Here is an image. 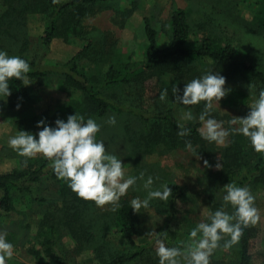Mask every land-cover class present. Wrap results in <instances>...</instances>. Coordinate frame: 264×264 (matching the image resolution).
Wrapping results in <instances>:
<instances>
[{"label":"trees","instance_id":"1","mask_svg":"<svg viewBox=\"0 0 264 264\" xmlns=\"http://www.w3.org/2000/svg\"><path fill=\"white\" fill-rule=\"evenodd\" d=\"M112 1L115 0H0V18L6 19L0 22V27L3 26L0 35L5 30L8 37L20 40L17 51L6 48L9 55H19L29 61L31 71L28 77L39 78L55 72L62 78L66 99L52 117L46 118L47 123L54 124L57 118L66 121L67 116L75 112L96 121L110 113L128 117L136 128L130 130L127 126L125 135L132 145V156H138L202 142L197 129L200 121L196 117L183 120L182 115L191 109L193 115L199 116L204 101L196 105L177 103L174 84L182 89L184 83L193 77L213 69L223 74L228 82L231 78L240 77L250 81L257 91L264 88V0H213L204 19L197 22L188 8L175 7L168 18L164 31L167 40L163 45L159 44L151 19L145 16V59L120 64L110 62L101 73L88 71L83 65L89 58L91 41L62 63L41 65L39 60L27 58L28 41L24 28L27 17H37L43 26L40 41L45 55L56 36L68 39L71 34H81V19L96 8L109 7ZM242 4L248 6L244 8ZM138 5L139 0H128V6H120L116 11L126 19ZM232 23L237 25V29L248 32L244 43L236 41L229 32L227 27ZM198 32L200 36H196ZM108 54L110 51H103L99 59L106 58ZM154 76L162 79L154 100L156 109H149L140 102H132L122 93L114 92L120 87L130 89ZM9 87L11 94L0 101L3 100L7 107H16L27 96V86L19 79L11 78ZM224 87L229 89L221 100L225 106H247L252 100L251 94L237 85L226 83ZM164 89H167V95L161 99ZM210 115L216 118L217 113L214 110ZM40 119L25 120L26 128H30V123L36 128ZM179 124L190 128L191 132L183 137L178 135ZM99 135L100 131L97 138ZM15 154L18 166L0 173L2 211L13 210L14 203L22 197L29 195L33 198V186L43 178L56 184L53 194L38 199L43 210L37 223V240L35 245L27 248L36 264H158L159 259L153 256L156 236L144 243L138 241L137 237L146 233L128 199H120V207L115 211L110 207L99 223L98 232L94 233L86 222L94 201L77 196L64 179L55 175L50 160L42 153L34 157ZM219 162L221 168L216 172L215 182L220 188L235 182L240 186H259L264 191V153L254 151L247 137L230 134ZM173 197L170 198L172 206L168 219L159 232L160 238L169 228L168 220L176 204ZM223 202L220 194L210 193L208 196L211 211L220 208ZM242 228L240 238L230 247L223 246L220 252H213L210 264H250L252 255L247 225H242ZM63 229L70 234L78 249H91L94 254L91 263L69 259L62 251L59 238ZM225 235L221 244L230 238L229 234ZM113 240L117 241L116 244Z\"/></svg>","mask_w":264,"mask_h":264},{"label":"rangeland","instance_id":"2","mask_svg":"<svg viewBox=\"0 0 264 264\" xmlns=\"http://www.w3.org/2000/svg\"><path fill=\"white\" fill-rule=\"evenodd\" d=\"M212 3L213 0H139L136 9L124 19L116 9L120 6H128V0H115L109 3V7L105 5L103 8H96L94 12L83 17L79 25L81 34H71L68 39L56 36L45 55H43L40 41L43 26L37 17H27L24 21L28 41L27 58L35 61L39 60L41 65L62 63L91 41L89 58L83 62V65L88 71L101 73L110 62L120 64L145 59L147 42L143 22L145 16L151 19V23L157 30L159 44L163 45L167 40L164 31L167 28L168 18L173 8H188L197 22L204 19ZM242 5L244 8L248 6V4ZM1 9L2 4L0 2V11ZM3 20L6 19L0 18V22ZM232 24V26L227 27L229 32L234 35L236 41L244 43L249 35L248 32H243L241 29H237L236 24ZM0 28H3V26ZM198 35L200 36L199 32L196 36ZM19 42L20 40L14 41L8 37L5 30L0 35V49L5 51L6 48L11 49L12 52L17 51ZM103 51H110V54L104 59H99V55ZM262 58L264 59V54ZM28 78L31 83L26 85L27 96L19 108L7 107L4 105L3 100L0 101V173L18 166L17 155L15 154L17 151L9 145V137L15 135L18 129L38 131L33 123L29 124L30 128H26L25 120H31L34 117H52L66 99L59 73L50 72L43 77ZM161 83L162 79L154 76L142 84L132 86L130 89L120 87L114 92L122 93L127 99L130 98L132 102H140L150 109L155 108L154 100L158 95V88ZM226 83L237 85L247 90L252 96V100L247 106L228 107L222 104V98L219 102L213 101V108L217 113L216 119L224 121L223 127L228 128V121L232 116L247 114L259 91L255 89L250 81L240 77L231 78L229 82L226 79ZM113 115L115 114L110 113L104 119L97 121L102 125L97 139L104 141L106 151L116 154L118 158L122 159L124 163L122 166L126 174L137 175L143 171L145 179L148 175L153 176L154 187L169 184L172 189V194L168 200L154 198L150 201L148 207H141L138 212L132 209L141 219L146 233L145 236L137 237L138 241L142 243L149 241L161 231L172 206L170 198L174 195L173 198L176 204L173 214L168 220L169 228L162 239H164L167 246L186 248L189 243L188 233L190 229L195 227L201 220H206L208 214L212 212L208 203L209 194L215 193L223 196L226 191L224 185L220 188L219 184L215 182L217 180L216 172L219 169L214 166L206 167L204 160H208L212 165L219 161L222 148L227 145L229 137L222 144L201 137L202 142L198 145L178 146L170 150H161L160 152L154 150L150 153L132 156V145L126 138L125 133L127 126L132 130L133 127L136 128V125L130 123V121H134L128 117L117 115H115V124L107 123L108 118ZM186 115L187 113L182 115L183 120H186ZM193 117L199 120V116L194 114ZM201 126L202 122L200 121L197 129L199 130ZM249 187L255 196L254 205L258 208L260 216L256 223L247 225L249 250L252 255L250 264H264V191L259 186ZM55 191V182L45 177L33 186V198L27 195L18 199L14 203V209L9 212L0 209V230L7 231V239L15 246V255L9 259L8 264H36L27 248L35 245L37 240V223L43 210V206L38 199L41 196L51 195ZM146 195L147 190L143 187V180H138L136 185L131 186L121 199L130 201L135 196L143 199ZM222 204H225V202ZM110 207V204L99 206L93 202L86 217V222L91 231L98 232L99 223ZM225 211L231 212L230 204L225 208ZM224 236L226 235L224 234ZM116 242V240H113L114 244ZM223 245L224 243L219 242V246L213 252H220ZM59 247L67 253L69 259L84 260L88 263L94 260V254L90 252L91 249H78L65 229H63L59 238ZM156 248L155 243L153 245V256L158 258ZM213 252L210 258H212Z\"/></svg>","mask_w":264,"mask_h":264},{"label":"clouds","instance_id":"3","mask_svg":"<svg viewBox=\"0 0 264 264\" xmlns=\"http://www.w3.org/2000/svg\"><path fill=\"white\" fill-rule=\"evenodd\" d=\"M30 71L28 60L19 55H9L7 51L0 49V99L11 94V78L19 79L24 85L31 83L27 75ZM225 83L226 77L220 72L213 69L205 71L184 83L182 89L174 84L175 101L183 105H196L204 101L203 110L198 117L202 122L199 132L203 139L222 144L230 134H242L249 139L254 151L264 153V88L259 90L247 114L232 116L228 121L229 127L225 128L224 121L210 115L214 111L213 101L219 102L229 91L224 87ZM166 95L167 89H164L161 99ZM16 107L19 108L20 104ZM192 118L193 113L189 109L186 119ZM107 123L115 124V115L109 117ZM36 126L38 131L35 133L18 129L15 135L9 137V145L26 157L42 153L50 160L55 175L64 179L77 196L92 200L99 206L110 204L115 211L120 207L121 197L138 180H143L147 195L143 199L135 196L130 200L131 208L137 212L141 207H148L154 198L166 201L171 196L169 184L153 186L152 175L145 179L143 171L137 175L126 174L122 159L107 152L104 141L97 139L102 125L93 117L85 118L75 112L69 114L66 121L62 118L55 119L54 124L41 118ZM178 129V135L182 137L191 132L183 124H179ZM204 165L221 168L219 161L212 165L204 160ZM224 188L225 204L210 212L207 220H201L190 229L186 248L167 246L157 233L155 243L158 264H210L211 254L219 246L224 234L230 235L223 245L228 248L240 238L242 225L254 224L260 219L259 210L254 205L255 196L249 186L229 182ZM228 204L233 206V211H225ZM7 235V231L0 230V264H8L9 259L15 255V246L7 239Z\"/></svg>","mask_w":264,"mask_h":264}]
</instances>
